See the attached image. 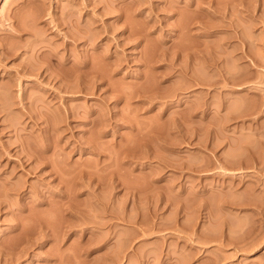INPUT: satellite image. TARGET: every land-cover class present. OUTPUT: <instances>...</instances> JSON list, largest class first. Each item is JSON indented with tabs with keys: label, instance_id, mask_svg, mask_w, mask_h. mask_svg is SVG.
<instances>
[{
	"label": "rangeland",
	"instance_id": "rangeland-1",
	"mask_svg": "<svg viewBox=\"0 0 264 264\" xmlns=\"http://www.w3.org/2000/svg\"><path fill=\"white\" fill-rule=\"evenodd\" d=\"M0 200V264H264V0H0Z\"/></svg>",
	"mask_w": 264,
	"mask_h": 264
},
{
	"label": "bare ground",
	"instance_id": "bare-ground-1",
	"mask_svg": "<svg viewBox=\"0 0 264 264\" xmlns=\"http://www.w3.org/2000/svg\"><path fill=\"white\" fill-rule=\"evenodd\" d=\"M103 7H104V6H103ZM105 9H106V8H105ZM101 10H102V9L100 8V11H101ZM103 10H104V9H103ZM103 10H102V11H103ZM102 11H101V12H102ZM139 12H140V11H139ZM103 13H105V11H103ZM103 13H100V14H103ZM14 29L16 30V28H14ZM17 30H18V29H17ZM131 30H132V29L130 28V29H129V31H130L129 33L132 34V33L134 32V30H133L132 32H131ZM18 31H19V30H18ZM18 31H17V32H18ZM68 31L70 32V30H68ZM68 31H65V32H64V35H65L67 38L71 39V41H74L75 39L73 38V34L69 33ZM19 32H20V31H19ZM19 32H18V33H19ZM75 36H76V35H75ZM75 36H74V37H75ZM77 37L80 39V36H76V37H75V38H76V41H77V39H78ZM88 38H89V37H88ZM88 38H87V40H88L89 42H91L90 44H92L91 39L89 40ZM88 41H86V42L89 44ZM62 42H63V41H62ZM74 42H75V41H74ZM65 43H66V42H65ZM72 43H73V42H72ZM72 43L67 42L66 44H70V45L72 46V45H73ZM76 43H77V42H76ZM120 43L123 44V42H120ZM86 46H87V45H86ZM91 46H92V45H91ZM72 47H74V46H72ZM94 47H95V46H94ZM74 48H75V47H74ZM74 48H73V49H74ZM97 48H98V47H97ZM73 49H72V50H73ZM65 50H66V49H65ZM93 50H94V48H93ZM89 51H90V50H89ZM70 52H72V51H70ZM68 53H69V51H68ZM85 53H87V50H86V52H84V54H85ZM97 53H98V52H97ZM99 53H101V51H99ZM105 53H106V52H105ZM105 53L102 52V55L105 54ZM71 54H72V53H71ZM93 54H96V53L94 52ZM93 54L90 53L91 56H92ZM109 54H110V53H109ZM106 55H107V53H106ZM67 56H68V55H67ZM88 56H89V55H88ZM88 56H87V55H86V56H83V57H82V60L79 59V61L81 60V62H79V63H78L77 60H76V62H71V63H70V62H69V59H66V58L64 59V61H63V59H61V60H57V61L55 62V63H56L55 66H57V68H58V66L60 67L57 71H58L59 74H62V73H64V72H63V70H60L61 67H63L64 65H67V64L70 65L69 67H70L71 70H70V69H67V70H70V71H69L70 73H69V75H67L66 78H68V76H69L70 78H72V79L75 78V79H74V82H76V81H75L76 78H80V77H81V78H80V79H81V80H80L81 82H80V81H79V82L82 84V82H83L82 77H84V78H85V77H86V78H87V77L92 78V75H93L92 73H97V71H98V72H99V71H102V72L104 71V70H101V67L99 66V64H100L101 62L103 63L104 60H102L101 62H100V60H101L102 57H105V56H101V57L99 58L100 60H99L98 66L100 67V70H97L99 67L95 69V67H93V66L90 64V61H88V60H91V59H88ZM91 56H90V58H92ZM97 56L99 57V54H98ZM109 58H110V57H109ZM87 59H88V60H87ZM103 59H104V58H103ZM111 59H112V58H111ZM55 60H56V59H55ZM74 60H75V59H74ZM106 60L108 61V59H106ZM106 60H105V61H106ZM116 60H117V59H116ZM70 61H71V60H70ZM91 61H92V60H91ZM109 61H110V60H109ZM88 62H89V64L91 65L92 68H94L95 70H97L96 72H93V71H95V70H91V67H90V65L88 64ZM118 62H119V63H118ZM48 63H49V62H48ZM111 63H114V64L112 65V66H114V65L116 64V61L113 60V62H111ZM117 63L120 64V61H117ZM47 65H48V64H47ZM47 65H46V66H47ZM100 65H103V64H100ZM46 66H45V68H46ZM52 66H53V65L49 63V66H47V68L44 69V71L46 70V71L48 72V74H47L46 76H43V80H45L46 82L49 81V83H50L51 80L57 79V78H55V77H56V76H55V73H54L55 71H53V70L50 69ZM116 66H117V68H118V65H116ZM53 67H54V66H53ZM96 67H97V66H96ZM38 68H39V67H38ZM114 68H115V66H114ZM117 68H115V69H113V70H116ZM119 68H120V67H119ZM40 69H41V68H40ZM63 69H64V68H63ZM59 70H60L61 73L59 72ZM117 70H119V69H117ZM44 71H42L41 73H40V71H39V73H40L39 75H41ZM49 71H50V72H49ZM47 72H46V73H47ZM104 72H105V71H104ZM112 72H113V71H112ZM114 72H116V71H114ZM56 74H57V73H56ZM66 74H67V73H66ZM66 74H63V75L66 76ZM98 74H99V73H98ZM98 74H96V77H94V80H95L96 78H98ZM100 74H101V72H100ZM43 75H45V72H44ZM57 75H58V74H57ZM90 75H91V77H90ZM102 75L104 76V75H106V73H102ZM102 75H101V76H102ZM103 76H102V77L99 76V78L102 80ZM106 76H107V75H106ZM106 76H105V77H106ZM57 77H58V76H57ZM62 77H63V76H62ZM70 78H69V79H70ZM86 78H85V79H86ZM89 78H87L88 81H89ZM99 78H98V79H99ZM50 79H51V80H50ZM69 79H68V80H69ZM72 79H71V84H72ZM98 79H96V80H98ZM100 79H99V80H100ZM57 80H58V79H57ZM61 80H62V78H61ZM63 80L66 81V79H64V77H63ZM78 80H79V79H77V81H78ZM96 80H95V81L91 80V81H92V83H93V82H96ZM85 81H86V80H85ZM53 82H54V81H53ZM56 82H57V81H56ZM58 82H59V81H58ZM68 82H70V80H69ZM68 82H67V83H68ZM79 82H78V83H79ZM51 83H52V81H51ZM59 83H60V82H59ZM59 83H58V84H59ZM56 84H57V83H56ZM56 84L53 83L54 86H55ZM53 85H52V86H53ZM60 85H61V84H60ZM69 85H70V84H68V87L71 86V85H70V86H69ZM54 86H53V87H54ZM91 86H92V85H91ZM68 87H67V89H68ZM78 87H80V86H78ZM83 87H84V86L81 85V88H79V89H84V90H86V89L83 88ZM89 87H90V86H89ZM89 87H87V88H89ZM92 87H93V86H92ZM55 88H56L57 90H59V92H60V90H61V92L63 91L62 86H61V88H60V86L57 85V86H55ZM64 88H65V87H64ZM71 88H74V87L72 86ZM71 88H69V89H71ZM67 89H66V90H67ZM90 89H91V88H90ZM66 90L64 89V91H66ZM87 91H89V89H88ZM69 92H70V91H69ZM51 94H52V93H51ZM53 95L55 96V94H53ZM67 111H68V110H67ZM70 113H71V112H70ZM70 113H69L68 115H70ZM68 115L66 114V116H68ZM29 117H30V116H29ZM68 117H69V116H68ZM68 117H66V118H68ZM256 133H258V132H256ZM22 145H24V144H21L20 146H22ZM24 146H25V145H24ZM22 147H23V146H22ZM5 150H6V148H5ZM7 150H8V149H7ZM246 151H247V150H246ZM248 151H249V150H248ZM8 152H9V150H8ZM253 153H254V151H252V153H250V154H253ZM260 154H261V153H260ZM260 154H259V157H260ZM40 155H41V154H40ZM246 155H247V154H246ZM250 156H251V155H250ZM255 156H256V152H255V154H253V156H252V158H251L252 161H251V160H250V161L248 160V162H250L249 164H251V162H253V163H257V162H258V163H259V160H258L257 158H255ZM248 159H250V157H249ZM257 160H258V161H257ZM21 162H22V161H21ZM258 163H257V164H258ZM19 164H20V163H19ZM22 164H23V162H22ZM253 165H254V164H253ZM255 165H256V164H255ZM19 166H20V165H19ZM20 167H21V166H20ZM23 167L25 168V165H24V166L22 165V168H23ZM38 168H39V167H38ZM40 170H41V169H40ZM40 170H39V172H40ZM43 171H44V170H43ZM43 173H44V172H43ZM46 173H47V172H46ZM38 174H39V173H38ZM0 201H2V200H0ZM3 202H4V201H3ZM241 240H243V239H241ZM241 240H240V241H241ZM246 243H247V242H246ZM248 243H250V242H248ZM248 243H247V244H248ZM237 248H238V247H237ZM241 248H242V247H241ZM243 248H244V247H243ZM22 249H23V248H21V250H22ZM239 249H240V248H239ZM244 249H245V248H244ZM244 249H242V250H244ZM240 250H241V249H240ZM245 250H246V249H245ZM245 250H244V251H245Z\"/></svg>",
	"mask_w": 264,
	"mask_h": 264
}]
</instances>
